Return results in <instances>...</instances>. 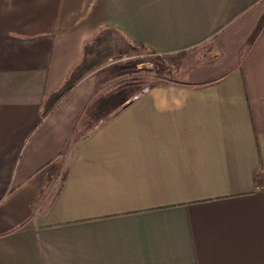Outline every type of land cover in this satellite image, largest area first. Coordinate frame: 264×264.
I'll list each match as a JSON object with an SVG mask.
<instances>
[{
    "label": "crops",
    "instance_id": "1",
    "mask_svg": "<svg viewBox=\"0 0 264 264\" xmlns=\"http://www.w3.org/2000/svg\"><path fill=\"white\" fill-rule=\"evenodd\" d=\"M107 28L198 58L46 113ZM0 264H264V0H0Z\"/></svg>",
    "mask_w": 264,
    "mask_h": 264
},
{
    "label": "rangeland",
    "instance_id": "2",
    "mask_svg": "<svg viewBox=\"0 0 264 264\" xmlns=\"http://www.w3.org/2000/svg\"><path fill=\"white\" fill-rule=\"evenodd\" d=\"M110 49L112 51L102 60L93 56L91 62L95 63V66L88 73L96 77L98 85L94 97H91V102L89 101L90 103L86 107V116L88 115V120L92 122L97 119L96 115L102 116L106 114L104 111H107L106 109L109 106L116 105L125 93L133 91L132 100L155 85L182 79L184 69L195 63L198 58L196 55L199 53L198 50L193 49L174 54H161L164 57L166 56L165 59L169 71L160 73L155 70L151 61L154 56L151 53L153 50H144L137 47L136 44L127 40L121 33L113 35ZM203 54L210 56L208 50ZM199 57L203 56L199 55ZM80 128L82 129L78 133L79 135L87 130V128ZM55 172L53 170L49 173L52 181L55 178ZM44 190H42L43 193Z\"/></svg>",
    "mask_w": 264,
    "mask_h": 264
},
{
    "label": "trees",
    "instance_id": "3",
    "mask_svg": "<svg viewBox=\"0 0 264 264\" xmlns=\"http://www.w3.org/2000/svg\"><path fill=\"white\" fill-rule=\"evenodd\" d=\"M115 33L119 32L114 28H107L105 30H102L98 35L93 37L85 44L84 57L81 63L72 71L64 86L48 98L46 102V113L49 112L59 102V100L73 88L77 81H79L84 75L88 74L92 70V68L95 66V63L93 64V62H91L93 56H96L95 58L102 60L112 51L110 47L112 45L113 35ZM136 46L144 50L148 49L142 44H136ZM151 53L154 54V56L151 58V61L154 65L155 70L160 73L168 72L169 67L166 63V56L164 57L154 51H151ZM133 96V91L130 93H125L123 96H121L120 101L114 103H116V105L126 103L130 101ZM104 105L107 107L106 104ZM116 105L111 107L109 106L108 109L112 110L114 107H116Z\"/></svg>",
    "mask_w": 264,
    "mask_h": 264
}]
</instances>
